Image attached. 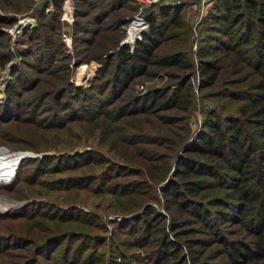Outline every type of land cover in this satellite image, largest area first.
<instances>
[{"label":"rangeland","instance_id":"rangeland-1","mask_svg":"<svg viewBox=\"0 0 264 264\" xmlns=\"http://www.w3.org/2000/svg\"><path fill=\"white\" fill-rule=\"evenodd\" d=\"M53 1L0 0V152L8 157L4 162L9 161L2 165L0 178L15 165L9 178L0 181L5 205L0 208V264H179L175 262L182 257V264H264V258L233 263L224 253L215 255L221 245L211 226L227 238H254L245 227L213 220L215 213L226 208L208 202H231L222 195L227 189L213 188L221 181L216 172L224 177L230 172L218 157L193 153L208 164L213 175L204 180L186 177L210 187H203L198 196L181 191L188 199L205 202L202 207L211 215L205 225L203 213L192 215L187 209H175L173 203L166 208L171 197L158 191L157 184L140 185L143 180L154 181L163 167L167 172L159 184L171 178L179 181L178 175L173 176L176 165L170 161L176 155L171 148L175 142L193 143L210 111L224 119L246 100L257 78L243 60L253 53L247 49L250 43L242 46L236 61L233 52L216 46L215 39L222 34L205 27L215 0L200 8L181 2L185 5L177 14L179 25L164 26L157 15L154 25L159 44L151 55V61L169 56L179 60L178 65L148 64L146 72L135 76L124 93L107 105L110 85L102 88L114 71L116 48L123 45L120 25L132 17L135 7L130 0ZM29 20L30 26L22 25ZM52 47L56 49L49 50ZM50 52L55 53L54 60L46 65ZM202 52H209L208 57ZM205 58L215 62L217 75L201 85L200 63ZM100 74L103 79L94 81ZM240 78L244 80L232 82ZM181 80L189 87L187 109H155L115 122L104 119L96 127L86 121L94 110L125 104L151 88H167L170 95ZM66 81L75 87L92 83L95 87L84 92L85 97L71 99L65 92L55 100ZM232 92L238 97H231ZM159 114L172 115L174 120L161 122ZM63 121L66 125L59 129ZM110 128H114L112 134ZM124 138H131L132 143ZM141 150L149 157L144 158ZM78 153L77 158L74 154ZM85 153L88 161L82 156ZM132 167H141L143 173L132 175ZM103 186L109 191L101 192ZM142 190H147L145 196ZM138 201L150 203L153 212L145 214ZM119 203L131 210L121 211Z\"/></svg>","mask_w":264,"mask_h":264},{"label":"trees","instance_id":"trees-1","mask_svg":"<svg viewBox=\"0 0 264 264\" xmlns=\"http://www.w3.org/2000/svg\"><path fill=\"white\" fill-rule=\"evenodd\" d=\"M54 1L56 2L58 0ZM130 3L135 7V11V2L130 0ZM184 5L183 3L168 5L152 4L142 11L144 19L148 22L147 28L149 29L147 32L143 30L140 33V38L135 40L131 51H128L126 45H119L116 48L114 71L111 79L102 88L104 90L108 84L110 85L109 91L111 96L106 102L107 105L109 103L113 104L124 93V90L128 88L129 83L135 76L144 74L148 64L171 66L178 63L179 60H174L169 56L151 61L152 51L159 44L154 22L159 16L162 17L159 23H163L164 26H167V24L171 26L179 25L177 14ZM210 10L212 12L207 15V20L210 22L206 24V29L216 30L225 39L227 38V40H223L222 35L219 38L217 37L215 39L218 40L216 46L222 48V51L224 50L228 53L233 52L237 61L241 52L244 50L242 46L250 43L247 49L253 53L243 58V60L251 65V75L257 76V78L250 84L251 92L239 89V91L249 92V94L243 98L246 99L244 102L237 105L234 111L235 113L223 119L214 110L210 111L208 119L203 125L204 130L200 131L194 137L195 140L193 143L188 142L183 147L181 146L183 143L182 139H180L171 147L176 153L174 160L172 161L170 159L171 163L176 165L173 176L178 175L180 178L179 181L171 178L167 182L159 184L167 172V169L165 168L164 170L163 167L157 174V177L155 176L154 181L143 180L140 185L150 187L157 184L158 191L163 195L171 197V200H166V208L169 207V204L173 203L175 204V209H187L192 215L203 213L202 217L204 218H202V221L205 225L206 220L211 219V215L207 212L206 208L202 207L205 202L203 200L188 199L181 194V191L183 193L185 191L189 194L197 195L203 187H210V184H200L197 178L188 179L186 177L187 174L202 176L201 179L204 180V176L212 174V172H209L210 168L208 164L203 160L194 158L193 153L204 154L206 157H211L212 159L216 157L221 159L223 168L230 172H227L225 177L221 173L218 174L216 172L215 177L221 178V181L215 184L213 188L227 189V192L222 195H226L231 202H225L222 199H218L220 202L217 203L208 202L209 205H219L226 208L223 211L217 210L218 212L217 214L215 213L213 220H219L222 224L230 223L236 226H242L243 228L245 227L247 233L252 234L254 238H247L242 235L227 238L222 235L218 227L215 229L214 226H211L210 229L214 233L215 238L220 241L221 245L215 250V255L224 253L229 256L233 263H237L264 258V0H215ZM101 11L103 12L104 10ZM105 14L103 13L102 15L104 16ZM95 33L93 32V34ZM45 43H48L47 38ZM53 49L56 48L52 47L49 50ZM201 54L208 57L209 52H202ZM54 55L55 53H49L45 62L47 63L46 65L54 60ZM251 55L255 56L252 59L253 61H251ZM59 56L66 57V54H60ZM214 63L213 60L206 58L201 60L200 73L203 76L201 85L209 84L215 79L217 66ZM186 65L188 66V64H185L183 67H186ZM103 77L104 75L100 74L99 77L94 78V81H100ZM242 80L244 78L232 80V82L239 83ZM177 86L170 92V95L166 94L168 92L167 88H151L135 96V98L125 104L115 105L112 108L94 110L90 118L86 121H93V126L96 127V125L101 126L104 119H112L115 122L125 115L151 114L150 112H153L155 109L157 111L167 110L173 107L187 109L189 105L187 100L189 87L187 86L185 88L184 81L182 82V80ZM94 87L95 84L93 83L85 88L75 87L66 81L64 85L59 87L54 99H60L61 95L65 92H68L71 99H74L78 95L85 97L86 94L84 92L92 91ZM97 90H100V88ZM163 96L166 97L163 99ZM230 96L233 98L238 97L236 92H232ZM90 97L92 95L88 98ZM158 99L161 100L158 101ZM98 103L100 102L98 101ZM157 117L164 123H170L174 120V116L167 114H159ZM65 122L63 121L58 124L57 127L59 129L63 128L66 125ZM111 129L114 128L108 130L109 134L113 132ZM99 131L102 133L105 130L101 128ZM139 135L140 133H138V137H140ZM123 141L132 143L131 138ZM180 148L182 150L179 152L178 150ZM141 151L144 153L142 154L144 158L149 157L146 155L145 150ZM74 155L78 158L79 153ZM85 155L82 156L88 161V157L90 156ZM179 167L183 170H180ZM218 167L221 168L220 166ZM14 169L15 165L11 170H5L0 181L9 178ZM131 170L133 171L132 175L143 173L141 167H132ZM131 179L133 181L135 178ZM129 182L130 180L127 181L128 184ZM104 189L106 187L103 186L101 192L109 191L108 188L106 190ZM142 191L145 196L147 190ZM120 194L123 195V193ZM179 198L181 201H178ZM138 202L143 206L142 208L145 214H151L153 212L154 208L150 203ZM119 205L120 209L122 208L121 211L131 210V208L123 205V203H119ZM135 215L136 213L133 214V217ZM126 219L128 218H123L122 220ZM172 226L177 225L173 224ZM169 250L170 248L165 250V252L170 254L171 252ZM182 260H177L175 263L180 262L179 264H182ZM213 264L217 263L214 262Z\"/></svg>","mask_w":264,"mask_h":264},{"label":"built area","instance_id":"built-area-1","mask_svg":"<svg viewBox=\"0 0 264 264\" xmlns=\"http://www.w3.org/2000/svg\"><path fill=\"white\" fill-rule=\"evenodd\" d=\"M132 1H134L136 4V11L133 13L132 17L127 22L120 25V27L123 29L124 32V35L120 40V44L126 45L128 51L132 50L134 41L137 38H139L141 31L145 30L148 26L147 21L144 19L142 15V11L146 7L156 3L177 4L181 2H190L192 4H195L198 8H200L203 7L205 4H207L209 0H132ZM67 9L71 10V6H69V8ZM30 25L31 23L28 24L27 26ZM64 39L66 43L69 42V37H66Z\"/></svg>","mask_w":264,"mask_h":264},{"label":"bare ground","instance_id":"bare-ground-1","mask_svg":"<svg viewBox=\"0 0 264 264\" xmlns=\"http://www.w3.org/2000/svg\"><path fill=\"white\" fill-rule=\"evenodd\" d=\"M68 3H69V2H68ZM68 3H67L68 6L66 5L67 8H69V6H70ZM30 23H32V22L29 20L28 22H27V21L22 22V25H23V26H24V25L27 26V25L30 24ZM75 76H76V75H75ZM76 77H77V76H76ZM2 148H3V147H2ZM16 154H19V153H16ZM21 155H22V154L20 153V154H19V157H20ZM7 158H8V157H6V155H4L3 153L0 152V172H1L2 165H3V164H7V163L9 162V161H8V162H4V160H6ZM2 206H5V205H2V200L0 199V208H1ZM6 207H7V206H6Z\"/></svg>","mask_w":264,"mask_h":264}]
</instances>
